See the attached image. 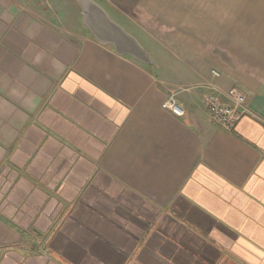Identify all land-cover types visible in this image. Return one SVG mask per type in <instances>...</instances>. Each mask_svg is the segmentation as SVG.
<instances>
[{
    "label": "crops",
    "instance_id": "obj_1",
    "mask_svg": "<svg viewBox=\"0 0 264 264\" xmlns=\"http://www.w3.org/2000/svg\"><path fill=\"white\" fill-rule=\"evenodd\" d=\"M92 1L143 60L79 0H0V264H264V0Z\"/></svg>",
    "mask_w": 264,
    "mask_h": 264
},
{
    "label": "built area",
    "instance_id": "obj_2",
    "mask_svg": "<svg viewBox=\"0 0 264 264\" xmlns=\"http://www.w3.org/2000/svg\"><path fill=\"white\" fill-rule=\"evenodd\" d=\"M217 74L216 71H214ZM245 96L236 87H230L225 93V100L219 95L207 93L203 103L210 119L225 130H232L242 116ZM162 107L174 116L184 114L183 107L178 102L176 92H171L162 101Z\"/></svg>",
    "mask_w": 264,
    "mask_h": 264
},
{
    "label": "water",
    "instance_id": "obj_3",
    "mask_svg": "<svg viewBox=\"0 0 264 264\" xmlns=\"http://www.w3.org/2000/svg\"><path fill=\"white\" fill-rule=\"evenodd\" d=\"M79 2L83 8V23L100 42L111 43L118 52L129 53L143 60L136 41L110 20L102 8L92 0H79Z\"/></svg>",
    "mask_w": 264,
    "mask_h": 264
}]
</instances>
